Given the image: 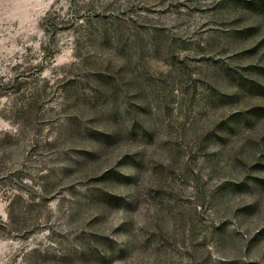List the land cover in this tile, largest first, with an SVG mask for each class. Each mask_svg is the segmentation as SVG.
Masks as SVG:
<instances>
[{
    "label": "rangeland",
    "instance_id": "374dc122",
    "mask_svg": "<svg viewBox=\"0 0 264 264\" xmlns=\"http://www.w3.org/2000/svg\"><path fill=\"white\" fill-rule=\"evenodd\" d=\"M0 264H264V0H0Z\"/></svg>",
    "mask_w": 264,
    "mask_h": 264
}]
</instances>
